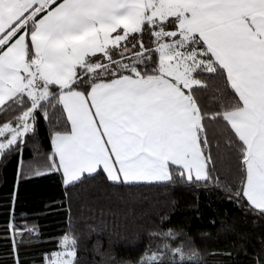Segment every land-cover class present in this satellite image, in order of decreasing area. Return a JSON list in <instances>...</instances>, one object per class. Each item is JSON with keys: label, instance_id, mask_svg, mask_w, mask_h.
Returning <instances> with one entry per match:
<instances>
[{"label": "snow or ice", "instance_id": "snow-or-ice-1", "mask_svg": "<svg viewBox=\"0 0 264 264\" xmlns=\"http://www.w3.org/2000/svg\"><path fill=\"white\" fill-rule=\"evenodd\" d=\"M41 119L51 151L34 172L65 188L101 172L219 186L222 160L238 174L229 192L264 216V0H0V159ZM164 219L149 233L160 243L119 264H200ZM8 230L19 264L16 236L38 229ZM52 243L41 264H79L75 229Z\"/></svg>", "mask_w": 264, "mask_h": 264}, {"label": "trees", "instance_id": "trees-1", "mask_svg": "<svg viewBox=\"0 0 264 264\" xmlns=\"http://www.w3.org/2000/svg\"><path fill=\"white\" fill-rule=\"evenodd\" d=\"M50 132L41 119L22 154L0 159V264H16L9 222L17 228L35 226L39 233L16 236L19 264H41L43 253L54 247L52 241L69 228L80 239L79 264L134 261L145 248L160 243L149 233L162 217L165 228L184 233L199 250L200 264H253L264 247V216L248 210L228 190L239 184L234 162L229 168L218 160L219 186L114 185L101 172L65 188L59 173L34 172L44 171Z\"/></svg>", "mask_w": 264, "mask_h": 264}]
</instances>
